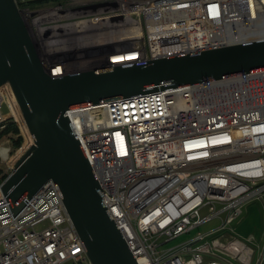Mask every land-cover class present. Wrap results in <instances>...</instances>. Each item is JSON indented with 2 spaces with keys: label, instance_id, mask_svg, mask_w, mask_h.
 Masks as SVG:
<instances>
[{
  "label": "built area",
  "instance_id": "2783aa9c",
  "mask_svg": "<svg viewBox=\"0 0 264 264\" xmlns=\"http://www.w3.org/2000/svg\"><path fill=\"white\" fill-rule=\"evenodd\" d=\"M114 1L117 9L103 1L107 5L101 10L109 18L105 30L90 10L77 15L81 6L92 7L87 2L59 4L53 26L28 21L41 64L52 76L64 75L69 64L78 62L73 54V62L56 57L67 52L64 47L75 48L72 40L104 46L102 52L82 55L95 69L107 55L111 64L117 55L137 54L140 61H150L249 43L237 35L239 28L255 22L264 10V0ZM63 8L64 17L58 14ZM22 9L26 21L29 13L31 19L36 15ZM17 103L11 87L4 86L0 130L12 124L23 128ZM66 115L108 214L138 264L253 262L260 243L253 235L242 238L233 225L250 203L264 201V130L259 132L264 129V70L77 108ZM24 140L17 151L11 139L0 141V162L11 166L12 173L33 144L26 136ZM251 170L259 174L244 173ZM2 186L0 264H91L53 181L26 199L18 215ZM213 221L215 229L203 230ZM193 232L186 242L168 245ZM256 264H264V248Z\"/></svg>",
  "mask_w": 264,
  "mask_h": 264
},
{
  "label": "water",
  "instance_id": "95a60500",
  "mask_svg": "<svg viewBox=\"0 0 264 264\" xmlns=\"http://www.w3.org/2000/svg\"><path fill=\"white\" fill-rule=\"evenodd\" d=\"M71 43L78 62L69 64L64 75L52 76L41 64L39 45L17 0H0V90L11 87L33 140L3 183L2 193L18 215L26 199L53 181L91 264H138L108 214L67 112L263 71L264 40L129 65L111 64L107 55L97 69L85 65L87 57L81 55L97 49V43ZM73 55H67L71 62Z\"/></svg>",
  "mask_w": 264,
  "mask_h": 264
},
{
  "label": "rangeland",
  "instance_id": "374dc122",
  "mask_svg": "<svg viewBox=\"0 0 264 264\" xmlns=\"http://www.w3.org/2000/svg\"><path fill=\"white\" fill-rule=\"evenodd\" d=\"M73 1V0H72ZM72 1H69L72 3ZM70 3V4H71ZM59 4H65V2L61 1L59 3H46V4H42V5H39L34 8V9H30L31 12H36V15L32 16L33 19L30 18V13H29V18L27 17V23L28 21L29 22H32L30 20H35V18H38V14L40 13H44L43 11H53V10H59V9H55L57 8V6H59ZM99 4H103V1L100 0ZM74 5H76V2H74ZM72 10L73 7H70ZM64 9L67 10V8H63L60 13L58 12V14H60L62 17H64V14H61V12L65 11ZM30 11H27V12H30ZM87 12L89 11H83L79 14H77L78 16H82L84 15V13L86 14ZM72 13V12H70ZM91 13V12H90ZM70 15V14H68ZM56 18V17H55ZM65 18H70V16H66ZM29 19V20H28ZM56 21L57 20H53V19H49L47 21H44L43 24L44 27L46 28L47 26H53L54 24H56ZM69 21V20H67ZM108 21V18L107 16H105L101 22H106ZM101 54V53H100ZM87 65V63L85 64ZM87 67V66H86ZM18 105V104H17ZM19 107V106H18ZM8 129V128H7ZM7 129L5 130H0V141H8V139H11V142H12V146L14 148L15 151H17L18 149H21L24 145H25V141L24 140V136L25 134L23 133V129L21 128V130L18 128L19 130V137L22 138V142L20 144V146L18 147H15L14 145V141H16L19 137H17L16 135L13 134V132H10V133H7ZM28 129V128H27ZM29 136H31L30 134H28ZM27 141H29L27 139ZM33 142V140H32ZM8 145V144H7ZM15 161V160H14ZM14 164V163H13ZM11 166H7L5 163H1L0 162V184L1 183H4L8 177L11 175L12 171L10 169ZM239 223L242 224L241 227H238L237 226V223H235L233 226L236 227L237 229L239 228V231H238V234L246 237L248 234H252V235H255L257 241L260 243L261 245V248H259L258 250H256V255L254 257V260L251 264H256L257 261H258V258L260 256V253L262 252V249L264 248V201H259V202H252L250 203L247 207H246V210L244 209L243 210V215L242 217L240 218L239 220ZM216 225H217V221H213L212 223L206 225L203 230L205 231H208V230H213L216 228ZM197 232V231H196ZM196 232H193L191 235L187 236V237H181L180 239L168 244L169 246H177V245H180L184 242H186L187 240L190 239V237H193L195 236V233ZM255 247V245H254ZM233 264H242L241 262L239 261H235L234 260V263Z\"/></svg>",
  "mask_w": 264,
  "mask_h": 264
},
{
  "label": "bare ground",
  "instance_id": "6f19581e",
  "mask_svg": "<svg viewBox=\"0 0 264 264\" xmlns=\"http://www.w3.org/2000/svg\"><path fill=\"white\" fill-rule=\"evenodd\" d=\"M84 2H87L88 3V1L83 0V1L80 2V4H82ZM113 2H115V1L114 0H110V3H113ZM117 2H119V1L117 0ZM17 4L21 6L23 3H22V1L19 0ZM106 5L107 4H105V3L99 4V2L92 3V7L91 8L100 7L99 9L94 10L92 12L93 15H95L97 17V19L100 20V22L103 19V18H100V16L102 14H105L101 9L105 8ZM117 8H118V5L114 9H117ZM261 8H262V6H261ZM252 10H253V14H254L255 11H256L254 6H253V9ZM38 15H39L38 18H35V20H33L34 22H36L38 24L43 23L44 21H47L49 19H53V20L57 19V16L55 14V11H48V12L45 11L44 13H40ZM101 23H105V24L107 23V24H109V18H108V21L101 22ZM237 35H239L240 38L243 41H247V42H250L251 39H258V41L264 40V10H263V12L259 16H257V20L255 22L250 23V24H248L246 26H243V27L239 28V32H238ZM69 47L70 46L64 47V49L67 52H64L62 54H56V57H58L60 55L62 58H66L67 55L69 53L71 54V51H72V49L69 48ZM129 56H130V57H128L129 59L126 58V56H122V55L115 56L116 59L114 61V64L123 65V64H126L127 63V65H129V64H132L134 62L140 61L138 59V56L139 55H137V54H132V55H129ZM40 58H41V56H40ZM44 69L45 70H48L47 68H44ZM56 72H60V71L59 70H56ZM103 104H106V103H103ZM99 105H101V104H99ZM18 106H19V104H18ZM94 106H97V105H94ZM22 126H23V128H22L23 129V133L25 134L26 138L28 140L31 139V142H32V137L28 135L30 133H29V131L27 129V126L25 124L22 125ZM262 130H264V129H260L259 132H261ZM244 173L246 175L256 176V175L259 174V170H251V171H247V172L245 171Z\"/></svg>",
  "mask_w": 264,
  "mask_h": 264
},
{
  "label": "trees",
  "instance_id": "16d2710c",
  "mask_svg": "<svg viewBox=\"0 0 264 264\" xmlns=\"http://www.w3.org/2000/svg\"><path fill=\"white\" fill-rule=\"evenodd\" d=\"M19 1V0H18ZM22 1V5L20 6L21 8H27V9H34L39 5H44L46 3H59L61 1L63 2H68V0H20ZM13 132L14 135H16L17 137H19V130L18 127L14 124L10 125L7 129V133ZM14 145L15 147L20 146L21 142H22V138L19 137L16 141H14Z\"/></svg>",
  "mask_w": 264,
  "mask_h": 264
},
{
  "label": "flooded vegetation",
  "instance_id": "af4514ba",
  "mask_svg": "<svg viewBox=\"0 0 264 264\" xmlns=\"http://www.w3.org/2000/svg\"><path fill=\"white\" fill-rule=\"evenodd\" d=\"M69 1H72V0H68V2H65V4L66 3H69ZM85 6H81L80 8H78V9H82V8H84ZM85 9V8H84ZM97 24L99 25V27H101L103 30H105V29H107V28H109L108 26H109V24H105V23H101L100 22V20H98V22H97ZM111 34H113V33H108V36H111ZM98 45V47H97V49H95V50H88V49H86V50H84V51H82V54L81 55H83V54H85L86 56H89V55H92L93 53H95V52H102V51H104V46L103 45H101V44H97ZM77 50H76V48H73L72 49V51H71V54H73V53H75ZM83 61V63H91L89 60H88V58H87V60H82ZM81 61V62H82ZM95 62V61H94Z\"/></svg>",
  "mask_w": 264,
  "mask_h": 264
},
{
  "label": "crops",
  "instance_id": "0c3cea01",
  "mask_svg": "<svg viewBox=\"0 0 264 264\" xmlns=\"http://www.w3.org/2000/svg\"><path fill=\"white\" fill-rule=\"evenodd\" d=\"M81 1H83V0H73V2H79V4H80V2ZM85 1H88V3H90V4H92V3H96V2H100V0H85ZM101 1H104V0H101ZM110 6L112 7V8H116L117 7V4L115 3V2H113V3H110ZM106 15L105 14H102L101 16H100V18H104ZM246 210V209H245ZM237 226L238 227H241L242 226V224H240V223H238L237 224ZM235 229H236V231L238 230L239 231V228L237 229L236 227H235ZM238 231H237V233H238ZM240 235V234H239ZM252 234H248L246 237H244V236H242V235H240L242 238H248L249 236H251ZM253 236H255V235H253Z\"/></svg>",
  "mask_w": 264,
  "mask_h": 264
}]
</instances>
